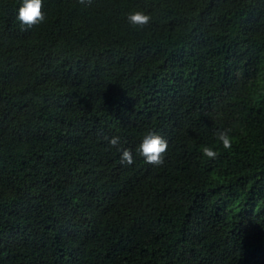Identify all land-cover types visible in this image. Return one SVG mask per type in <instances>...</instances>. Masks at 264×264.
<instances>
[{
	"label": "trees",
	"instance_id": "trees-1",
	"mask_svg": "<svg viewBox=\"0 0 264 264\" xmlns=\"http://www.w3.org/2000/svg\"><path fill=\"white\" fill-rule=\"evenodd\" d=\"M20 6L0 0V264H264V0H43L32 27Z\"/></svg>",
	"mask_w": 264,
	"mask_h": 264
},
{
	"label": "clouds",
	"instance_id": "clouds-1",
	"mask_svg": "<svg viewBox=\"0 0 264 264\" xmlns=\"http://www.w3.org/2000/svg\"><path fill=\"white\" fill-rule=\"evenodd\" d=\"M43 0H21V6L18 8L17 19L28 27H32L44 21ZM133 25H146L151 19L150 16L143 12H135L128 17ZM216 147L202 146L201 152L204 157L214 160L218 157V147L229 150L233 145V137L230 129H220L214 132ZM108 148L105 151L115 149L120 155V163L131 165L134 163L132 151L120 146V137L113 136L106 138ZM168 150V142L158 133L148 132L144 135L142 142L137 147V153L143 157L145 163L161 166L164 164V156Z\"/></svg>",
	"mask_w": 264,
	"mask_h": 264
}]
</instances>
